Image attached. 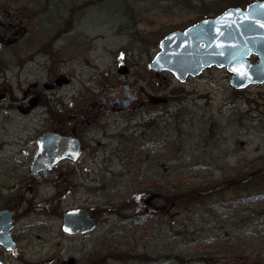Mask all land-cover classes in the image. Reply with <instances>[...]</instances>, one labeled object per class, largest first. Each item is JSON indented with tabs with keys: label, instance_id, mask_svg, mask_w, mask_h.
I'll return each instance as SVG.
<instances>
[{
	"label": "rangeland",
	"instance_id": "374dc122",
	"mask_svg": "<svg viewBox=\"0 0 264 264\" xmlns=\"http://www.w3.org/2000/svg\"><path fill=\"white\" fill-rule=\"evenodd\" d=\"M253 1L0 0V86L10 93L0 103V210H17V247L0 246L1 260L180 264L184 248L194 264H264L252 219L264 209V83L235 89L215 66L182 83L148 67L166 34ZM123 86L134 100L102 104ZM82 112L92 117L80 123ZM68 121L82 155L29 180L38 137ZM184 172L207 188L236 182L191 198L187 212L177 199L163 210L151 183ZM79 207L97 228L67 236L62 213Z\"/></svg>",
	"mask_w": 264,
	"mask_h": 264
},
{
	"label": "water",
	"instance_id": "95a60500",
	"mask_svg": "<svg viewBox=\"0 0 264 264\" xmlns=\"http://www.w3.org/2000/svg\"><path fill=\"white\" fill-rule=\"evenodd\" d=\"M2 19L0 14V21ZM253 56L257 57L256 62H251ZM214 65L232 73L230 83L237 89L264 83V0L254 1L245 8L230 7L215 18L168 34L160 42V51L149 68L168 70L184 82L188 76L199 75ZM81 152L79 137L46 132L38 137L30 177L46 174L63 159L76 160ZM13 214L8 210L0 211V244L6 250L16 247L11 235ZM62 218L61 229L67 235L84 234L96 227L95 218L83 208L68 210ZM0 264L5 263L0 260Z\"/></svg>",
	"mask_w": 264,
	"mask_h": 264
},
{
	"label": "trees",
	"instance_id": "16d2710c",
	"mask_svg": "<svg viewBox=\"0 0 264 264\" xmlns=\"http://www.w3.org/2000/svg\"><path fill=\"white\" fill-rule=\"evenodd\" d=\"M180 1L181 3L182 1H185L186 4H191L192 2V0H180ZM185 158H186L185 154L181 155L180 163H183ZM191 172L192 171H190V173ZM183 174L189 175V172L181 173V176H183ZM193 177L194 176L192 175H189L188 178L183 177L181 179H172L171 177L170 178L167 177L166 179L167 181H165V183H164L165 177H163V181L162 179H160V181L157 182L156 184L152 182L151 186H155L156 190L151 191L150 198H152L151 196L155 195L156 199H158L160 203L162 202L164 204L163 210H165L166 207H169V206L172 207L173 205L171 201L177 199L173 208L177 207V208L183 209L184 212H187L189 205H192L193 200L191 198L194 197L195 198L194 202H197L198 200L204 199L208 191H211L212 189L215 190V188H223L227 185H230L236 182L235 180L234 181L228 180L225 183H223V185H214V187L207 188V186H204L203 184L201 185V184L196 183L194 181L196 178H193ZM246 178H248V175H246L240 181L242 182ZM202 182L204 183L205 181L203 180ZM252 219L254 221L253 225L256 226L257 231H259L257 232V234L261 237V239H263L264 238V209H262L261 212H255ZM244 227L245 225L243 224V228ZM181 228L184 230V232L181 235L183 237V238L181 237L182 242L185 246L189 247L193 243L192 237H191V235L193 234H191L187 230L188 229L187 227L181 226ZM174 257L180 261V264H194L195 263L194 258H193L194 257L193 253L189 249H184V248L179 249V251L175 253Z\"/></svg>",
	"mask_w": 264,
	"mask_h": 264
},
{
	"label": "flooded vegetation",
	"instance_id": "af4514ba",
	"mask_svg": "<svg viewBox=\"0 0 264 264\" xmlns=\"http://www.w3.org/2000/svg\"><path fill=\"white\" fill-rule=\"evenodd\" d=\"M1 39H2V42H3V47H4V45H5V40H4V38L1 36ZM1 63V62H0ZM1 69H3L2 70V72L5 74V68H2V66L0 65V71H1ZM3 79L5 80V77H3ZM66 82H68V79H65L64 80V83H66ZM59 83V85L58 86H60V84L62 83L61 81L60 82H58ZM124 87V86H123ZM120 90V87H118L117 88V91L115 92L114 91V100L113 101H108V99L107 98H105V97H102V100H101V102H102V104L103 105H105V104H114V105H116V106H118V105H120V104H124L125 103V97H127L128 96V91H129V88H125L124 87V91H119ZM121 93V94H120ZM10 99V93H9V91L3 86V87H1L0 86V103H4V102H6L7 100H9ZM14 100H16V99H14ZM17 101V100H16ZM93 106H95V105H93ZM86 116H89L88 118H91L92 117V113H89V114H85L84 112H82L81 113V115H80V117H81V121H80V123H83L84 121H85V119H86ZM57 131L58 132H60V133H62V134H65V135H70V134H72L73 132H75V124H73V125H71V123H69V121L67 122V125H66V127H64V128H58L57 129ZM81 141H82V139H81ZM83 143V142H82ZM52 172H53V170L52 171H50L48 174H47V176L48 175H52ZM29 182V181H28ZM28 185H30L29 183H28ZM28 188H30V186H27ZM10 208V207H9ZM12 210H14V216L13 217H15V215H16V213H17V210L16 209H12ZM14 227V226H13Z\"/></svg>",
	"mask_w": 264,
	"mask_h": 264
}]
</instances>
